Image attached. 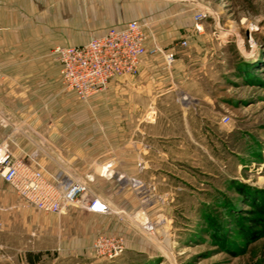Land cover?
<instances>
[{"label":"crops","instance_id":"0c3cea01","mask_svg":"<svg viewBox=\"0 0 264 264\" xmlns=\"http://www.w3.org/2000/svg\"><path fill=\"white\" fill-rule=\"evenodd\" d=\"M89 1L0 0V152L62 186L84 182L107 208L106 213L64 208L63 227L77 228L71 241L79 246L87 242L91 221L100 222L103 231L114 229L110 224L117 228L120 216L113 205L120 191L131 204L159 199V188L178 179V155L193 152L194 138L202 135L194 122L210 118L207 49L203 33L194 28L193 3ZM133 20L146 24L147 48L154 44L161 51L142 56L134 76H119L87 100L64 89L54 47L85 44ZM23 208L41 213L0 177V226L10 221L6 212Z\"/></svg>","mask_w":264,"mask_h":264},{"label":"rangeland","instance_id":"374dc122","mask_svg":"<svg viewBox=\"0 0 264 264\" xmlns=\"http://www.w3.org/2000/svg\"><path fill=\"white\" fill-rule=\"evenodd\" d=\"M188 1L207 15L200 32L210 118L194 122L202 135L178 155V179L151 203L131 204L120 191L117 228L91 221L80 246L61 213L6 212L0 264H264V0ZM99 236L121 238L120 256L94 255Z\"/></svg>","mask_w":264,"mask_h":264},{"label":"built area","instance_id":"2783aa9c","mask_svg":"<svg viewBox=\"0 0 264 264\" xmlns=\"http://www.w3.org/2000/svg\"><path fill=\"white\" fill-rule=\"evenodd\" d=\"M205 13L194 15V28L202 30L201 22ZM146 24L133 20L124 27L108 29L103 36L88 40L87 43L74 47H54V54L60 63V78L64 89L76 93L81 100L104 92L108 84L119 76H134L140 58L154 55L161 50L157 45L148 47ZM179 44L186 46L185 40ZM167 64L172 62L169 56L164 57ZM149 113L147 120H153ZM227 115L221 121L226 124ZM0 177L22 199L27 206L36 208L44 214H59L64 208L73 206L91 213H106L104 205L98 207L96 198L88 194L86 184L80 180L70 181L62 186L56 179H47L37 168H32L21 158H13L5 151L0 152ZM121 238L99 236L92 245L94 255L107 260L115 259L124 250ZM2 252V247H0ZM1 257H4L1 254Z\"/></svg>","mask_w":264,"mask_h":264},{"label":"trees","instance_id":"16d2710c","mask_svg":"<svg viewBox=\"0 0 264 264\" xmlns=\"http://www.w3.org/2000/svg\"><path fill=\"white\" fill-rule=\"evenodd\" d=\"M258 236V237H257ZM259 237H261V235L259 234V235H253V239H254V241L255 240H258L259 239Z\"/></svg>","mask_w":264,"mask_h":264},{"label":"bare ground","instance_id":"6f19581e","mask_svg":"<svg viewBox=\"0 0 264 264\" xmlns=\"http://www.w3.org/2000/svg\"><path fill=\"white\" fill-rule=\"evenodd\" d=\"M97 206H98V207H100V206H101V204L99 203Z\"/></svg>","mask_w":264,"mask_h":264}]
</instances>
